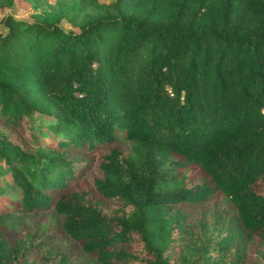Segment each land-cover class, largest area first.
<instances>
[{"label": "trees", "instance_id": "16d2710c", "mask_svg": "<svg viewBox=\"0 0 264 264\" xmlns=\"http://www.w3.org/2000/svg\"><path fill=\"white\" fill-rule=\"evenodd\" d=\"M25 1L0 19V214L53 220L0 226V264H79L55 228L84 264H264V0Z\"/></svg>", "mask_w": 264, "mask_h": 264}, {"label": "rangeland", "instance_id": "374dc122", "mask_svg": "<svg viewBox=\"0 0 264 264\" xmlns=\"http://www.w3.org/2000/svg\"><path fill=\"white\" fill-rule=\"evenodd\" d=\"M12 15L14 18L17 19H25L29 20L32 19L33 16V9L31 8L30 4L25 0H16L14 5L11 8L6 9L4 12L0 11V19L4 15ZM60 25L65 30H76V28L72 27L66 20L62 19L60 21ZM1 29V25H0ZM30 127H26L22 130L23 135H30L35 132L38 135L37 142L42 146L46 145V142L50 140V133L47 134V126L48 124L53 122V119L46 115H34L33 119H31ZM41 131V133H40ZM117 139L116 143L125 151H129V142L120 134L119 132L116 133ZM103 147V148H102ZM109 146L104 145L100 146L98 152L91 155L93 159L87 160L83 166L81 167L83 171H81L80 177L75 178L71 181V187H77L82 184H87L91 186V181L93 176L96 174V166L94 165L95 159L99 156L100 153L106 151ZM93 163V167L92 164ZM87 164V165H86ZM80 168V169H81ZM80 169L77 171L79 172ZM188 172V171H187ZM78 176V175H77ZM0 186L4 189L9 190L12 187V179L9 173L1 174L0 173ZM217 202L223 203L224 199L221 195L217 197ZM50 220H53L52 213L48 212L44 215H38L34 213H28L24 211L21 207H16L13 210L8 211H1L0 214V226L5 228L9 232H16L23 226H33L37 225L40 228L45 226ZM56 230V231H55ZM55 236L54 242L56 245V249L59 251H65L71 257L72 260L76 261L77 263L84 264L83 261L88 260L87 257H84L81 253L80 246L77 244L73 239L61 233L60 229L55 228ZM55 249V250H56ZM86 263V262H85ZM90 263V260H89ZM88 263V264H89Z\"/></svg>", "mask_w": 264, "mask_h": 264}]
</instances>
